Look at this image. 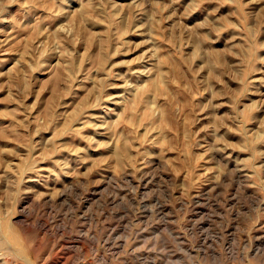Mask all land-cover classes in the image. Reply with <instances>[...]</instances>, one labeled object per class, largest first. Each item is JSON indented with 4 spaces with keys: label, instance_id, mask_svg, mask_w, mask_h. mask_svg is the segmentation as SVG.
<instances>
[{
    "label": "rangeland",
    "instance_id": "rangeland-1",
    "mask_svg": "<svg viewBox=\"0 0 264 264\" xmlns=\"http://www.w3.org/2000/svg\"><path fill=\"white\" fill-rule=\"evenodd\" d=\"M0 264H264V0H0Z\"/></svg>",
    "mask_w": 264,
    "mask_h": 264
}]
</instances>
